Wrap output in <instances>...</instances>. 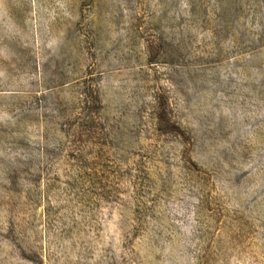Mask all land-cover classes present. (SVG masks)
<instances>
[{
	"label": "rangeland",
	"instance_id": "1",
	"mask_svg": "<svg viewBox=\"0 0 264 264\" xmlns=\"http://www.w3.org/2000/svg\"><path fill=\"white\" fill-rule=\"evenodd\" d=\"M0 264H264V0H0Z\"/></svg>",
	"mask_w": 264,
	"mask_h": 264
}]
</instances>
